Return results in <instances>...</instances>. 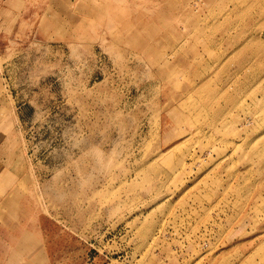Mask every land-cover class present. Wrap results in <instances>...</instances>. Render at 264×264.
Returning <instances> with one entry per match:
<instances>
[{
    "label": "rangeland",
    "instance_id": "obj_1",
    "mask_svg": "<svg viewBox=\"0 0 264 264\" xmlns=\"http://www.w3.org/2000/svg\"><path fill=\"white\" fill-rule=\"evenodd\" d=\"M0 264H264V0H0Z\"/></svg>",
    "mask_w": 264,
    "mask_h": 264
}]
</instances>
